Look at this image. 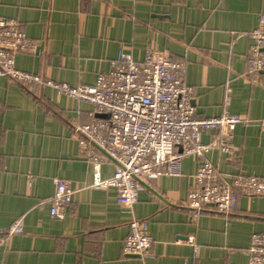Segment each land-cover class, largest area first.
<instances>
[{
  "label": "crops",
  "instance_id": "obj_1",
  "mask_svg": "<svg viewBox=\"0 0 264 264\" xmlns=\"http://www.w3.org/2000/svg\"><path fill=\"white\" fill-rule=\"evenodd\" d=\"M0 19L16 20L39 44L37 55L16 57L17 69L72 88L94 85L121 53L143 62L149 51L169 49L175 60L188 62L198 118L222 116L227 97L229 111L252 123L235 130L233 157L207 154L219 179L264 177V84L245 76L251 34L264 29V0H0ZM91 111L42 85L0 80V231L22 225L21 235L0 248V263L249 264L252 237L264 235V198L248 203L242 197L228 216L191 217L196 156L181 160L177 176L141 185L134 216L148 222L152 258L124 255L129 225L117 191L93 187V165L74 129ZM211 140L212 134L202 135L203 144ZM115 170L110 161L102 178ZM57 181L73 192L63 221L51 219L50 207L37 209L54 196ZM187 238L200 248L199 258L179 243Z\"/></svg>",
  "mask_w": 264,
  "mask_h": 264
},
{
  "label": "built area",
  "instance_id": "obj_2",
  "mask_svg": "<svg viewBox=\"0 0 264 264\" xmlns=\"http://www.w3.org/2000/svg\"><path fill=\"white\" fill-rule=\"evenodd\" d=\"M251 39L245 76L253 84H264V29L252 32ZM38 48V42L29 38L16 20L0 19V80L42 85L59 98L66 96L92 109L79 119L74 129L81 139L82 153L93 165V187L117 191L121 216L129 225L124 255L152 258L154 242L148 222L134 216L141 200V185L165 174L177 176L184 158L196 156L200 160L198 186L188 202L191 217L197 219L210 212L228 216L237 212L242 197L248 203L254 198H264V177L235 175L222 182L215 167L206 160L212 150L233 157L235 130L248 128L252 123L229 111L227 97L222 116L198 118L192 107L194 91L186 83V60H175L169 49L151 50L143 62H135L121 53L111 64V71L99 74L94 85L72 88L17 69L16 57L35 56ZM259 126L264 134V120ZM205 133L212 134L208 144L201 141ZM110 161L116 168L114 177L103 179L102 167ZM31 183L28 177L27 185ZM72 203L73 192L65 182L57 181L54 196L40 202L37 209L50 207L51 219L63 221ZM21 233V221L9 230L0 231V248L5 247L9 237ZM179 243L192 247L195 258H199L200 248L193 238ZM248 253L249 264H264V235L252 237Z\"/></svg>",
  "mask_w": 264,
  "mask_h": 264
}]
</instances>
